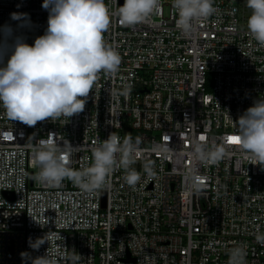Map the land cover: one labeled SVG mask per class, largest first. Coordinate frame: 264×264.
<instances>
[{"label": "built area", "instance_id": "obj_1", "mask_svg": "<svg viewBox=\"0 0 264 264\" xmlns=\"http://www.w3.org/2000/svg\"><path fill=\"white\" fill-rule=\"evenodd\" d=\"M42 4L0 0V26L15 28L10 14L28 13L31 27L17 34L33 44L48 27ZM106 4L104 39L121 64L114 75L99 73L82 113L28 126L0 108V264H32L47 253L55 264H228L237 246L246 250L245 264H264L256 239L264 235V165L230 142L240 116L264 99V47L247 29L245 0H215L217 12L189 37L176 28L172 0L134 26L118 14L124 0ZM113 132L140 137L149 150L132 165L141 173L135 187L123 168L94 193L69 179L57 186L36 179L29 144L50 134L61 146L68 141L80 148L68 166L79 170ZM201 136L225 148L218 162L187 155ZM146 160L155 162V177L144 173ZM191 168L198 187L187 176ZM43 238L39 249L30 247Z\"/></svg>", "mask_w": 264, "mask_h": 264}, {"label": "clouds", "instance_id": "obj_2", "mask_svg": "<svg viewBox=\"0 0 264 264\" xmlns=\"http://www.w3.org/2000/svg\"><path fill=\"white\" fill-rule=\"evenodd\" d=\"M251 10L247 29L257 44L264 47V0H245ZM162 0H124L118 14L124 24L134 26L158 14ZM215 0H172L176 10V28L182 35L195 34L202 22L217 12ZM21 5H17L19 8ZM42 7L48 11V27L33 44L26 42L17 31L31 27L28 13L13 12L12 21L0 26V108L13 121L35 126L45 120L71 118L85 109L86 98L104 72L114 75L119 71L121 56L104 39L110 25V10L106 0H43ZM233 135L239 139V147L245 158L264 165V99L256 100L236 122ZM195 140L187 153L192 160L214 164L226 154L224 147ZM33 160L39 171L41 183L57 186L65 179L71 180L86 193H94L111 186L114 170L123 168L125 182L135 187L141 173L134 165L149 151L142 147L140 137L130 133L123 139L113 132L106 140L92 149V163L83 169L70 168L71 156L80 148L68 141L63 146L54 135L29 144ZM162 154H173L167 146H156ZM181 156L184 153L180 154ZM154 161L146 160L143 171L155 177ZM192 186H199L195 168L188 169ZM258 243L264 244V235H257ZM45 238L30 247L39 249ZM27 255V254H24ZM246 250L237 246L230 250L228 264H245ZM32 264H55L47 253L37 257Z\"/></svg>", "mask_w": 264, "mask_h": 264}, {"label": "snow or ice", "instance_id": "obj_3", "mask_svg": "<svg viewBox=\"0 0 264 264\" xmlns=\"http://www.w3.org/2000/svg\"><path fill=\"white\" fill-rule=\"evenodd\" d=\"M201 139H204V137L201 136ZM230 142L231 143H237L238 144L239 143V139H238V137H234L233 136V137L230 138Z\"/></svg>", "mask_w": 264, "mask_h": 264}]
</instances>
